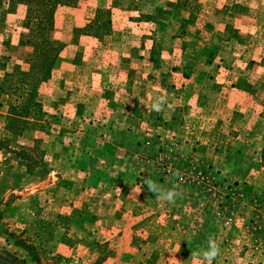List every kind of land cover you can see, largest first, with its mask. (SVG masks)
<instances>
[{
    "label": "rangeland",
    "instance_id": "rangeland-1",
    "mask_svg": "<svg viewBox=\"0 0 264 264\" xmlns=\"http://www.w3.org/2000/svg\"><path fill=\"white\" fill-rule=\"evenodd\" d=\"M113 6L56 9L49 78L15 121L0 94V264H205L210 239L213 264H264V0ZM6 8L14 83L30 49Z\"/></svg>",
    "mask_w": 264,
    "mask_h": 264
},
{
    "label": "trees",
    "instance_id": "trees-1",
    "mask_svg": "<svg viewBox=\"0 0 264 264\" xmlns=\"http://www.w3.org/2000/svg\"><path fill=\"white\" fill-rule=\"evenodd\" d=\"M1 1V0H0ZM79 0H6L7 8L5 12L12 14L17 9H22L23 17L20 27L24 33L19 34L21 40L18 45L28 47L30 52L24 53L22 56L23 64L26 69L19 72L16 82H9L8 74H2L0 78V94L9 96L17 95V106H10L9 120L19 119L16 115L18 108H25L29 96H35L37 87L45 82L53 67L58 63V55L61 51L62 44L58 41L51 40L48 36L53 26V15L58 8H73ZM115 7L121 0H113ZM108 23L107 13L102 8L94 11L92 20L93 26L99 23ZM77 30H75L76 32ZM76 35V34H75ZM15 107V108H14ZM38 107H40L38 103Z\"/></svg>",
    "mask_w": 264,
    "mask_h": 264
},
{
    "label": "clouds",
    "instance_id": "clouds-1",
    "mask_svg": "<svg viewBox=\"0 0 264 264\" xmlns=\"http://www.w3.org/2000/svg\"><path fill=\"white\" fill-rule=\"evenodd\" d=\"M160 103H154L153 108L155 110H160ZM147 187L149 191L157 194L159 199L166 201L168 203H174L175 200L181 195L178 186L174 185L172 188L164 189L160 185H158L155 181L149 180L147 181ZM220 247L219 244L214 240L210 239L208 242V246L206 250L201 253H197V255H202V259L205 264H213V260L219 255ZM175 264H179V261L176 260Z\"/></svg>",
    "mask_w": 264,
    "mask_h": 264
}]
</instances>
